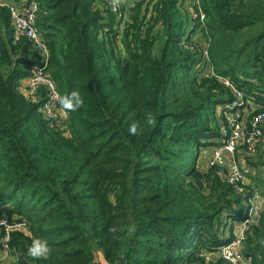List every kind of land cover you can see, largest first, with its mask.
Here are the masks:
<instances>
[{
	"label": "trees",
	"instance_id": "obj_1",
	"mask_svg": "<svg viewBox=\"0 0 264 264\" xmlns=\"http://www.w3.org/2000/svg\"><path fill=\"white\" fill-rule=\"evenodd\" d=\"M126 5L121 33L107 0H40L48 71L61 97L84 102L61 125L20 90L40 54L15 40L0 6V223L25 222L11 230L9 264H230L216 254L247 196L201 153L229 140L217 108L236 99L233 86L248 120L264 112V0H202V34L191 35L184 0ZM36 238L53 248L47 260L29 255ZM262 241L264 209L247 231L248 264H264Z\"/></svg>",
	"mask_w": 264,
	"mask_h": 264
},
{
	"label": "built area",
	"instance_id": "obj_2",
	"mask_svg": "<svg viewBox=\"0 0 264 264\" xmlns=\"http://www.w3.org/2000/svg\"><path fill=\"white\" fill-rule=\"evenodd\" d=\"M107 2L110 4V9L117 15L120 22L115 24V28L117 32L122 33L123 23L127 17L124 13V8L127 6L125 0H107ZM0 6L7 7L10 11L15 40L22 37L27 38L34 46V49L40 54L41 60L34 67L31 75L20 81V90H23L28 98L37 101L40 100L39 111L44 115L43 117L45 119L54 125L64 124L68 115L60 106V91L48 71L50 60L48 40L37 23L40 14V0H26L23 4H18L10 0H0ZM186 6L188 7L190 21L192 22V28L189 34L191 35L193 31L195 34H202L200 25L204 23L206 18L204 12L201 10L202 0H188ZM197 44L196 50L200 58L207 60L209 58L210 45L200 40L197 41ZM189 45L185 43L187 48H194V46ZM197 65L198 67L205 66L202 61ZM41 91H44L45 97H41ZM232 91L236 99L231 100V103L228 101L220 106L221 113L227 118L228 123L229 121L231 122L233 127V133H230V131L228 133L224 128L221 136L229 135L231 140L221 141L219 146L213 148V154L209 156L210 161L208 166H217L220 168L228 184L232 185L237 192H242L247 196V210L244 219L233 224L231 239L218 248L216 255L223 257L230 264H248L249 260L243 250L244 242L250 225L256 223L257 216L259 218L261 211L264 209V197L254 184L251 183V178L252 180L255 178L254 172L245 170L240 165V162L236 158V152L241 144L246 152L251 155H255L258 152L260 144L264 141V112L248 120L245 113L252 108L250 102L248 103L245 99L241 103L244 94L238 88L233 86ZM229 112L231 113L230 116ZM227 160L229 161V165L225 168L224 162ZM250 174L253 175L250 177ZM4 223L7 224V221ZM7 226L13 227L14 225ZM16 226L22 228L23 224L20 222ZM8 234L9 232L3 237L5 251L10 250L7 241Z\"/></svg>",
	"mask_w": 264,
	"mask_h": 264
},
{
	"label": "rangeland",
	"instance_id": "obj_3",
	"mask_svg": "<svg viewBox=\"0 0 264 264\" xmlns=\"http://www.w3.org/2000/svg\"><path fill=\"white\" fill-rule=\"evenodd\" d=\"M182 26V29H183V33L185 32V34H188L190 31H191V28H192V22L189 21V23H187L186 19L185 21H183V23H180ZM251 108V107H249ZM252 109V108H251ZM218 114H222L221 113V109H220V106L217 108V115ZM230 112H229V116H230ZM218 119H219V127L221 128V131L220 133L223 131L224 129V122H222V120L225 118L224 116L220 117L219 118V115L217 116ZM221 124V126H220ZM232 125H229V127L226 129V131L229 133H233L232 131ZM221 142V141H220ZM239 152V153H238ZM203 155V160L204 162L208 165L209 161H210V154H213L212 151H207V150H202V153ZM236 158L237 160H239L240 162H244L245 161V170H248V169H251L253 167L256 168V171H252L254 172V179L252 180L251 178V183L254 184V186L259 190L260 194L263 196V193H262V190L264 188V164L260 165V166H254V165H251L249 164V162H258V163H261V162H264V144H260L259 148H258V152L255 154V155H251L249 154L248 152H246L245 148L243 147V145L241 144L238 149H237V152H236ZM225 163V168L229 165V161L227 160ZM214 167V166H212ZM216 169L217 171H219L220 173H222L223 171L218 168L216 166ZM250 172V173H252ZM251 175L253 174H250V177ZM249 188V187H248ZM264 197V196H263ZM259 221V218L257 216L256 218V222Z\"/></svg>",
	"mask_w": 264,
	"mask_h": 264
},
{
	"label": "clouds",
	"instance_id": "obj_4",
	"mask_svg": "<svg viewBox=\"0 0 264 264\" xmlns=\"http://www.w3.org/2000/svg\"><path fill=\"white\" fill-rule=\"evenodd\" d=\"M59 103L61 108L65 111L75 112L83 106L84 102L78 91H72L71 93L60 97ZM147 122L149 124L154 123L151 114H149ZM138 127V124L133 122L129 126V133L131 135H138ZM262 243H264V241H262ZM52 252L53 248L48 243V241L41 238L34 239L28 248L29 255H31L36 260H47L52 254Z\"/></svg>",
	"mask_w": 264,
	"mask_h": 264
},
{
	"label": "bare ground",
	"instance_id": "obj_5",
	"mask_svg": "<svg viewBox=\"0 0 264 264\" xmlns=\"http://www.w3.org/2000/svg\"><path fill=\"white\" fill-rule=\"evenodd\" d=\"M230 83V85L232 84L230 81H229V79L228 78H226V80H225V83L227 84V85H229L228 83ZM244 102V97L242 98V100H241V103H243ZM224 128L225 129H227L228 127H227V125L225 126V124H224ZM224 136H228V139L229 140H231L230 139V137H229V135H224ZM228 140V141H229ZM5 221H7V220H5ZM5 221H3V222H1L0 223V225H2L3 227H4V233H3V237L5 236V235H7V232H9V234H8V244H9V246H10V241H11V239H12V237H11V230L13 229V228H16L17 226H16V224H18V223H22L23 224V226L25 225V222H22V221H20V222H16V223H14V224H10V223H8L7 222V224H5L4 222ZM7 225H14L13 227H9V226H7ZM22 226V227H23ZM2 246H1V250H0V263L1 262H3L4 260H6L7 259V257H8V255H9V252H10V250L9 251H5L4 250V239L2 238V244H1ZM10 248H11V246H10Z\"/></svg>",
	"mask_w": 264,
	"mask_h": 264
},
{
	"label": "crops",
	"instance_id": "obj_6",
	"mask_svg": "<svg viewBox=\"0 0 264 264\" xmlns=\"http://www.w3.org/2000/svg\"><path fill=\"white\" fill-rule=\"evenodd\" d=\"M10 1H12V2H16V3H18V4H23V3H25V1L26 0H10ZM136 1H140V0H125V3L127 4H130V5H132V3L134 4V2H136ZM187 2H188V0H184V5L186 6V4H187ZM42 29V28H41ZM239 153V152H238ZM239 161V160H238ZM240 162V161H239ZM240 165L245 169V161L244 162H240ZM254 167L253 168H251V169H248V171H254ZM263 196H264V194H263ZM229 221V220H228ZM232 229H233V227H232ZM232 229H230L229 228V226L228 227H226L225 229H224V231H223V233H225V235H230V234H232L231 233V231H232ZM1 246V245H0ZM0 250H1V247H0ZM13 258L14 257H12V256H10V257H8L7 259H6V261H4V263L3 264H9V263H11V261L13 260Z\"/></svg>",
	"mask_w": 264,
	"mask_h": 264
},
{
	"label": "water",
	"instance_id": "obj_7",
	"mask_svg": "<svg viewBox=\"0 0 264 264\" xmlns=\"http://www.w3.org/2000/svg\"><path fill=\"white\" fill-rule=\"evenodd\" d=\"M99 256H100V259H101L102 261L105 259L103 253L99 252ZM104 261H105V260H104ZM105 262H106V261H105ZM117 264H125L124 256L121 257V259L117 262Z\"/></svg>",
	"mask_w": 264,
	"mask_h": 264
}]
</instances>
